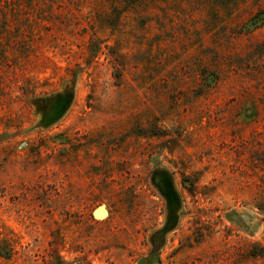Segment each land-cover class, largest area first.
Returning <instances> with one entry per match:
<instances>
[{"label": "rangeland", "instance_id": "1", "mask_svg": "<svg viewBox=\"0 0 264 264\" xmlns=\"http://www.w3.org/2000/svg\"><path fill=\"white\" fill-rule=\"evenodd\" d=\"M264 0H0V264H264Z\"/></svg>", "mask_w": 264, "mask_h": 264}, {"label": "trees", "instance_id": "2", "mask_svg": "<svg viewBox=\"0 0 264 264\" xmlns=\"http://www.w3.org/2000/svg\"><path fill=\"white\" fill-rule=\"evenodd\" d=\"M263 13H264V11L259 12L258 14H256V17H257V18L260 17V15L263 14Z\"/></svg>", "mask_w": 264, "mask_h": 264}]
</instances>
